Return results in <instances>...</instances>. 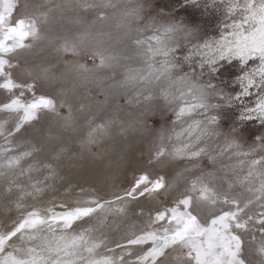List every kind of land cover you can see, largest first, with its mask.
<instances>
[{"label":"rangeland","instance_id":"374dc122","mask_svg":"<svg viewBox=\"0 0 264 264\" xmlns=\"http://www.w3.org/2000/svg\"><path fill=\"white\" fill-rule=\"evenodd\" d=\"M167 2L0 0V264H264V143L192 107ZM211 2L234 46L264 16Z\"/></svg>","mask_w":264,"mask_h":264},{"label":"snow or ice","instance_id":"6c2138e0","mask_svg":"<svg viewBox=\"0 0 264 264\" xmlns=\"http://www.w3.org/2000/svg\"><path fill=\"white\" fill-rule=\"evenodd\" d=\"M213 6L211 0H168L160 4V13L179 22L174 26L184 25L188 34L173 56L207 90L201 95H207L209 102L192 105L204 109L207 123L223 124L264 143V50L259 57L246 56V46H234L231 40L235 31L226 26L222 30L220 25L206 31ZM252 124L256 131L250 130Z\"/></svg>","mask_w":264,"mask_h":264},{"label":"bare ground","instance_id":"6f19581e","mask_svg":"<svg viewBox=\"0 0 264 264\" xmlns=\"http://www.w3.org/2000/svg\"><path fill=\"white\" fill-rule=\"evenodd\" d=\"M249 40H253L252 43H250V47L253 50H260L264 48V16L260 20L258 27L253 32H251L250 35H241V37L237 38V45L249 43ZM173 241H175V239H173ZM173 241L169 242L170 246L173 245ZM215 250H218V248H215ZM34 263L36 264V260L35 261H25L23 259L20 260V258L19 259L18 257L15 258L12 255H9L8 262H6V264H34Z\"/></svg>","mask_w":264,"mask_h":264}]
</instances>
